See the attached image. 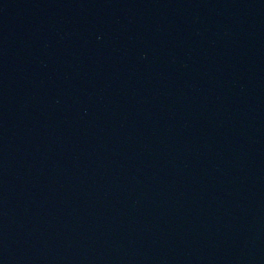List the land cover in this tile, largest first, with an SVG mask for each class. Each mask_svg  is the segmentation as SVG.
I'll return each mask as SVG.
<instances>
[{"label":"water","instance_id":"water-1","mask_svg":"<svg viewBox=\"0 0 264 264\" xmlns=\"http://www.w3.org/2000/svg\"><path fill=\"white\" fill-rule=\"evenodd\" d=\"M0 264H264V0H0Z\"/></svg>","mask_w":264,"mask_h":264}]
</instances>
